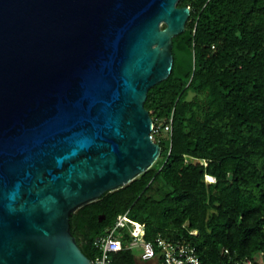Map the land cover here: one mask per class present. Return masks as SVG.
Instances as JSON below:
<instances>
[{
    "label": "water",
    "instance_id": "1",
    "mask_svg": "<svg viewBox=\"0 0 264 264\" xmlns=\"http://www.w3.org/2000/svg\"><path fill=\"white\" fill-rule=\"evenodd\" d=\"M178 0H0V264H92L69 216L161 153L144 107Z\"/></svg>",
    "mask_w": 264,
    "mask_h": 264
},
{
    "label": "trees",
    "instance_id": "2",
    "mask_svg": "<svg viewBox=\"0 0 264 264\" xmlns=\"http://www.w3.org/2000/svg\"><path fill=\"white\" fill-rule=\"evenodd\" d=\"M177 6L190 14L172 37L171 72L144 101L159 157L69 216L90 260L98 252L94 238L124 212L145 223L147 240L161 235L195 246L199 264L264 260V0H178ZM117 236L129 239L125 229ZM112 264H134V252L113 254Z\"/></svg>",
    "mask_w": 264,
    "mask_h": 264
},
{
    "label": "built area",
    "instance_id": "3",
    "mask_svg": "<svg viewBox=\"0 0 264 264\" xmlns=\"http://www.w3.org/2000/svg\"><path fill=\"white\" fill-rule=\"evenodd\" d=\"M164 128L171 130V118ZM156 131L152 125L151 132ZM205 178L208 181L214 180L209 175ZM121 229H125L129 236L125 243L117 236V231ZM144 231L143 221L132 220L127 212L118 215L111 226L105 227L102 233L94 238L93 244L98 252L91 259V263L112 264L113 254L121 250H130L134 252V264H199L195 246L183 241L165 239L161 235L155 236L153 240H147L144 238ZM189 233L195 234L196 230H190ZM137 247L140 249L139 253L134 251ZM235 264H264V260L260 255H256L238 259Z\"/></svg>",
    "mask_w": 264,
    "mask_h": 264
},
{
    "label": "rangeland",
    "instance_id": "4",
    "mask_svg": "<svg viewBox=\"0 0 264 264\" xmlns=\"http://www.w3.org/2000/svg\"><path fill=\"white\" fill-rule=\"evenodd\" d=\"M135 253H139L140 249L137 247L134 249Z\"/></svg>",
    "mask_w": 264,
    "mask_h": 264
}]
</instances>
